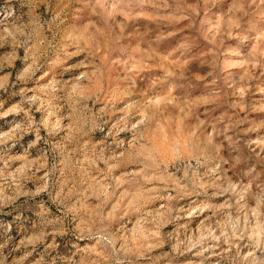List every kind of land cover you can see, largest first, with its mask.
<instances>
[{
	"label": "rangeland",
	"instance_id": "374dc122",
	"mask_svg": "<svg viewBox=\"0 0 264 264\" xmlns=\"http://www.w3.org/2000/svg\"><path fill=\"white\" fill-rule=\"evenodd\" d=\"M0 264H264V0H0Z\"/></svg>",
	"mask_w": 264,
	"mask_h": 264
}]
</instances>
